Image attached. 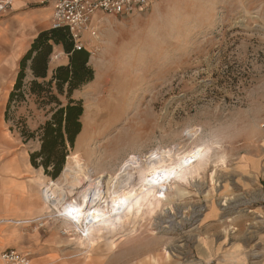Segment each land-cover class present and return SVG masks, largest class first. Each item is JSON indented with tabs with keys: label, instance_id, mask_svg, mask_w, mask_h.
<instances>
[{
	"label": "rangeland",
	"instance_id": "374dc122",
	"mask_svg": "<svg viewBox=\"0 0 264 264\" xmlns=\"http://www.w3.org/2000/svg\"><path fill=\"white\" fill-rule=\"evenodd\" d=\"M102 17L96 36L81 38L93 76L72 92L84 111L68 171L52 179L30 163L40 144L20 131L36 132L55 106L36 103L29 77L25 100L4 116L10 154L20 166L26 158L38 197L46 186L56 201L41 199L42 210L23 220L0 217V227L24 237L9 249L31 264H152L149 256L154 264H264V0H153ZM13 85L0 100L4 113ZM84 172L103 176L106 195L114 187L138 194L143 184L151 194L122 227L90 242L57 218L89 185L78 182ZM154 172L166 177L161 189L146 184ZM127 178L133 183L119 188Z\"/></svg>",
	"mask_w": 264,
	"mask_h": 264
},
{
	"label": "trees",
	"instance_id": "16d2710c",
	"mask_svg": "<svg viewBox=\"0 0 264 264\" xmlns=\"http://www.w3.org/2000/svg\"><path fill=\"white\" fill-rule=\"evenodd\" d=\"M54 45L62 47L68 62L55 67L48 77V62ZM89 54L85 47H76L65 28L40 32L21 57L14 85L7 98L4 113L6 120L11 106L25 100L24 80L29 77L26 90L36 103L44 106L54 104L49 119L36 132L20 131L25 140L37 137L39 150L30 153V163L35 168H42L43 173L52 179L62 172L69 149L73 148L75 139L81 132L83 105L81 100L72 98V92L92 80L93 72L88 65ZM53 90L60 95L65 94L64 104L53 94Z\"/></svg>",
	"mask_w": 264,
	"mask_h": 264
},
{
	"label": "crops",
	"instance_id": "0c3cea01",
	"mask_svg": "<svg viewBox=\"0 0 264 264\" xmlns=\"http://www.w3.org/2000/svg\"><path fill=\"white\" fill-rule=\"evenodd\" d=\"M52 10L51 3L41 4V0H15L12 11L0 18V100L6 99L8 94L6 92L10 90L18 71L19 61L34 38L40 32L52 29ZM97 17H101L102 21L101 15ZM67 62L68 57L62 47L54 45L48 62V77L55 67L66 65ZM5 126L2 103L0 105V217L23 220L41 211L43 200L41 201L42 196L38 197V190L32 185L35 181H32L33 177L29 174L26 158H22L23 166H20L18 156L10 154L13 147L6 141ZM3 148L7 149V153L4 154ZM17 230L11 226L0 227V252L22 241L24 237L18 234ZM156 257L149 256L147 259L154 264Z\"/></svg>",
	"mask_w": 264,
	"mask_h": 264
},
{
	"label": "bare ground",
	"instance_id": "6f19581e",
	"mask_svg": "<svg viewBox=\"0 0 264 264\" xmlns=\"http://www.w3.org/2000/svg\"><path fill=\"white\" fill-rule=\"evenodd\" d=\"M180 164L182 165V163ZM67 171L68 169L64 167L62 173L65 174ZM79 176L80 178L79 179L77 178V179L79 183L80 182L82 183L81 184L82 187L86 183L89 185L85 186L84 189L82 188L83 190L77 192L76 198H78L79 201H77V199L74 198L70 202H67L68 204L66 205L60 204L61 208L57 210L59 214L57 215V218H63L62 220L64 222L69 223L70 225L75 227V229L81 231V233L83 234L81 237H84L85 240L90 241V242L93 238H95L93 235H97L102 232H110L109 230H114L116 226L122 227L125 221L133 217L134 210H136L135 213H138L139 211H141L140 207L142 205L140 203L142 202V200H144L145 196L148 197L147 194H151V193H148L150 188H145L146 185L144 186L143 184V186L141 185V187L139 188L140 191L138 190V194L132 193V190H129V192L127 191L126 193L128 194H123L124 190L118 193L116 192L117 190L114 187L111 191V194L110 195L108 194L109 195L108 196L103 193V190L100 186V181H101L100 178H102L103 176H99L97 179H93L88 173H85V172L82 173L81 175L78 174L77 177ZM162 178L163 177H161V174H159L158 172H154L153 174L148 175V178H146L147 179L146 184L147 186H151V187L153 185L160 186L163 183L162 180H164V178L166 177H164L163 179ZM83 181H84V184H83ZM79 183H76V184H79ZM117 183H118V179H116L114 184H117ZM130 183H133V182H131V180L127 178L125 179L124 183L120 181V183L118 184V187L119 188L129 187ZM94 185L95 187H93ZM44 187L45 188L42 191L43 202L48 204V206L56 205V201L50 198L51 193L49 192L48 187L46 186ZM161 187L162 186H160L159 188L161 189ZM159 191L161 193V190ZM153 194L154 193H152V195ZM161 196L164 198L165 194L161 193ZM144 203L145 202H143V204ZM55 207L58 208V206H55ZM141 215H142V212H141ZM134 216H137V215H134Z\"/></svg>",
	"mask_w": 264,
	"mask_h": 264
},
{
	"label": "built area",
	"instance_id": "2783aa9c",
	"mask_svg": "<svg viewBox=\"0 0 264 264\" xmlns=\"http://www.w3.org/2000/svg\"><path fill=\"white\" fill-rule=\"evenodd\" d=\"M153 0H41V4L51 3L52 29L68 30L77 48L81 47L84 35L95 37L96 22L106 16H129L134 11L143 9ZM14 0H0V18L12 11ZM0 264H31L26 253L14 249L0 252Z\"/></svg>",
	"mask_w": 264,
	"mask_h": 264
}]
</instances>
